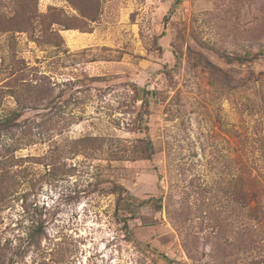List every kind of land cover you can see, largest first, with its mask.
I'll list each match as a JSON object with an SVG mask.
<instances>
[{
	"label": "rangeland",
	"instance_id": "obj_1",
	"mask_svg": "<svg viewBox=\"0 0 264 264\" xmlns=\"http://www.w3.org/2000/svg\"><path fill=\"white\" fill-rule=\"evenodd\" d=\"M14 111L0 264H264V0H0Z\"/></svg>",
	"mask_w": 264,
	"mask_h": 264
},
{
	"label": "trees",
	"instance_id": "obj_2",
	"mask_svg": "<svg viewBox=\"0 0 264 264\" xmlns=\"http://www.w3.org/2000/svg\"><path fill=\"white\" fill-rule=\"evenodd\" d=\"M254 58H258V55L255 56ZM238 61L240 63H245V62H248L250 61V57L247 55L246 57H243V56H239L237 57L236 59H232L231 62H234V61ZM21 116V113L18 112V111H14L11 115H8L7 117L3 118L0 123L5 126V127H8L9 124L11 123H14L16 120H18V117Z\"/></svg>",
	"mask_w": 264,
	"mask_h": 264
}]
</instances>
